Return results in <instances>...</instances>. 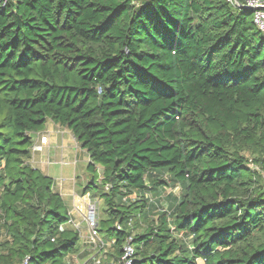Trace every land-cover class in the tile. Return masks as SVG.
I'll return each mask as SVG.
<instances>
[{
    "label": "trees",
    "instance_id": "obj_1",
    "mask_svg": "<svg viewBox=\"0 0 264 264\" xmlns=\"http://www.w3.org/2000/svg\"><path fill=\"white\" fill-rule=\"evenodd\" d=\"M251 18L228 0H0V264H72L79 249L33 161L49 120L90 158L84 193L103 168L109 259L132 236L134 264H264V36Z\"/></svg>",
    "mask_w": 264,
    "mask_h": 264
},
{
    "label": "rangeland",
    "instance_id": "obj_2",
    "mask_svg": "<svg viewBox=\"0 0 264 264\" xmlns=\"http://www.w3.org/2000/svg\"><path fill=\"white\" fill-rule=\"evenodd\" d=\"M252 19L253 18H251V20ZM42 134H46L49 136L58 135L59 141L57 144H52V150L49 149L48 152L45 153L46 155L44 158H39L37 155V152L39 150L35 149V153H33L35 165H39L40 167H42L44 172H47L48 168L52 166L54 174L56 173L58 175L57 179L55 180L56 189H61V192L63 193L64 197L67 192H72L73 196L83 195L85 187L89 183L92 184L94 182L93 174L90 170H88L90 158L87 152L80 147V145L77 143L75 136L68 128L56 124L51 120L46 123L45 129H43L40 133L34 136V141L36 145L38 144V139L39 137L41 138ZM247 156L252 159L251 154L248 153ZM249 166L254 167L255 169L260 171V168L257 165L255 166L253 162H250ZM98 170L101 174L97 181V183L99 184V191L95 192L93 190H90L89 193L92 199L98 201V220H100L101 218H105L107 216V209L104 203V199L101 196L103 193L109 191V186H104L101 184V180L103 178V168L101 166H98ZM67 177H69L70 179H66ZM68 184L69 190L66 191L65 186H67ZM174 193L179 195V189H175ZM165 207H167V202H162V208ZM154 216L156 217L157 215ZM145 228L146 224H137L135 225L134 230L135 232H141L144 231ZM83 232L84 234H87L88 228L84 227ZM5 239L6 238H1L0 240ZM77 247H79L78 251L73 252L70 257V259L72 260V264H84L85 262H89L92 256L97 251L96 249L90 250L88 244L83 241V238H80L77 243ZM85 252H92V255H85L87 254ZM107 256L109 257L110 255L107 254ZM86 259L87 261H85Z\"/></svg>",
    "mask_w": 264,
    "mask_h": 264
},
{
    "label": "built area",
    "instance_id": "obj_3",
    "mask_svg": "<svg viewBox=\"0 0 264 264\" xmlns=\"http://www.w3.org/2000/svg\"><path fill=\"white\" fill-rule=\"evenodd\" d=\"M228 1L238 5L236 0ZM243 4L253 10V22L264 36V0H244ZM35 149L36 144L33 147V153H35ZM33 161L35 162V160ZM175 189L179 188L176 187ZM124 200H127V198L125 197ZM98 209V201L92 199L89 192L81 196L75 195L73 209L69 210V218L66 223V226H70L79 232L80 237L88 244L90 250H97L89 262L91 264H134L136 249L132 243V236L128 237L121 256L112 259L107 256L114 248L115 239L106 240L99 232ZM129 226L135 227V218L130 219ZM84 227L88 228L87 234L83 232ZM118 228L122 229V226L118 224ZM0 238H8L7 233L2 228H0ZM90 255H92V252H90ZM89 262L85 263L89 264ZM17 264H28V260L25 259ZM198 264H205V259H198Z\"/></svg>",
    "mask_w": 264,
    "mask_h": 264
},
{
    "label": "crops",
    "instance_id": "obj_4",
    "mask_svg": "<svg viewBox=\"0 0 264 264\" xmlns=\"http://www.w3.org/2000/svg\"><path fill=\"white\" fill-rule=\"evenodd\" d=\"M45 129V128H44ZM58 141H59V137H58V135L57 136H54V135H52V136H49V135H46V134H42L41 135V138L39 137V139H38V144L36 145V149L37 150H39L37 153V155H38V157L39 158H44L45 157V153H47L48 152V150L50 149V150H52V144L53 143H58ZM58 147V146H57ZM84 150V149H83ZM67 151V150H66ZM86 151V150H85ZM50 153V152H49ZM39 161H41V160H39ZM52 165V164H51ZM36 166H38L42 171H44L43 169H42V167H40L39 165H36ZM45 173H47L48 175H50L51 177H53L54 178V180H56L57 179V174L55 173L54 174V172H53V170H52V166H50L49 168H48V171L47 172H45ZM66 179H70L69 177H67ZM55 186H56V183H55ZM65 189H66V191H68L69 190V184L67 185V186H65ZM58 190V189H57ZM58 191H60L61 192V189L60 190H58ZM61 194L63 195V193L61 192ZM75 196V195H74ZM74 196L72 195V192H67V194L65 195V200H66V203H67V206L69 207V210L71 211L72 209H73V205H74ZM85 253H87V252H85ZM86 255V254H85ZM88 259V258H87ZM86 259V260H87ZM85 260V261H86ZM89 264H91V263H89Z\"/></svg>",
    "mask_w": 264,
    "mask_h": 264
},
{
    "label": "water",
    "instance_id": "obj_5",
    "mask_svg": "<svg viewBox=\"0 0 264 264\" xmlns=\"http://www.w3.org/2000/svg\"><path fill=\"white\" fill-rule=\"evenodd\" d=\"M236 2H237V4H238L239 6L248 8L246 5L242 4V3L240 2V0H236ZM249 9H250V8H249ZM251 11H253V10L251 9Z\"/></svg>",
    "mask_w": 264,
    "mask_h": 264
}]
</instances>
